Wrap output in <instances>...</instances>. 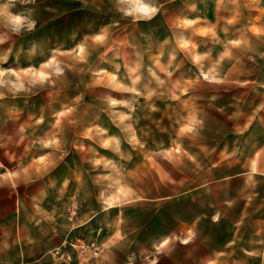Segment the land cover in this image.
Returning a JSON list of instances; mask_svg holds the SVG:
<instances>
[{
    "label": "rangeland",
    "instance_id": "rangeland-1",
    "mask_svg": "<svg viewBox=\"0 0 264 264\" xmlns=\"http://www.w3.org/2000/svg\"><path fill=\"white\" fill-rule=\"evenodd\" d=\"M5 3L0 239L52 215L69 224L88 218L96 237L111 234V260L149 263L154 256L132 249L174 217L150 200L174 180L183 190L238 173L189 195L184 209L223 199L232 218L236 195L264 209V0H152L158 11L149 20L125 15L120 0H41L29 12L16 5L15 15ZM21 15L32 30L13 31ZM242 179L253 186L242 190ZM241 223L240 246L264 249V221L249 210ZM67 241L69 249L47 256L58 264L100 258L96 238Z\"/></svg>",
    "mask_w": 264,
    "mask_h": 264
},
{
    "label": "crops",
    "instance_id": "crops-1",
    "mask_svg": "<svg viewBox=\"0 0 264 264\" xmlns=\"http://www.w3.org/2000/svg\"><path fill=\"white\" fill-rule=\"evenodd\" d=\"M40 3L41 0H6L5 5L7 12L15 15L16 5L21 7L20 13H24L36 5L40 7ZM43 9L46 10V5ZM38 26H41V23H38ZM238 176L239 174L235 173L230 175V180L227 181L212 180L183 190L178 187L183 181L174 180L172 186L168 184V193L151 197L152 206L165 202L168 210L177 212L169 219L166 227L151 231L146 246L132 249L135 254L155 257L149 263L137 264H264V259H254V252L264 254V249L240 246L242 242L239 234L235 232L236 227L245 226L244 223L239 225V222L249 210L256 223L264 221V209L260 205H254L255 197L247 200L239 195L232 197L230 203L238 206V211L232 218L224 213L227 206L224 203L226 200L223 199L209 202L202 211L190 212L184 209L189 195L212 192L214 188H221ZM250 186H253L252 182L242 179V190ZM50 218L51 220H41L37 226L23 227L21 231L17 229L12 241L1 238L0 264H58L51 260L47 253L55 247L69 249L65 244L68 238L83 241L96 238L102 247L99 259L87 262L74 259L68 264H124L119 259L111 260V256L115 254L110 245L111 234L103 231L96 237L88 218L71 224L66 216L52 215ZM255 226L259 227L258 224ZM131 233L125 232L122 237ZM7 243L13 244V250L8 249Z\"/></svg>",
    "mask_w": 264,
    "mask_h": 264
},
{
    "label": "clouds",
    "instance_id": "clouds-1",
    "mask_svg": "<svg viewBox=\"0 0 264 264\" xmlns=\"http://www.w3.org/2000/svg\"><path fill=\"white\" fill-rule=\"evenodd\" d=\"M121 4L125 5L122 7L120 11H122L125 15L133 16L136 19L149 20L151 19L158 11V9L152 3V0H120ZM13 25V31L20 32L22 29L32 30L34 28V21L29 20L25 16H16L12 18L11 21ZM50 66L55 65V61L49 62ZM54 71L59 74L62 69L59 68L58 65L54 66ZM14 74V73H13ZM5 75L4 72L0 71V76ZM41 80L46 79L47 76L44 73L40 74ZM4 81H0L3 83ZM17 90H21L23 88V84L17 83L14 85ZM113 104L117 103L116 101H112ZM107 203V201H106ZM112 205L109 204V207ZM186 242V241H185Z\"/></svg>",
    "mask_w": 264,
    "mask_h": 264
}]
</instances>
